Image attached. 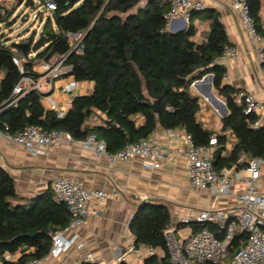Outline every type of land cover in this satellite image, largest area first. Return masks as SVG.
<instances>
[{"label": "trees", "instance_id": "trees-1", "mask_svg": "<svg viewBox=\"0 0 264 264\" xmlns=\"http://www.w3.org/2000/svg\"><path fill=\"white\" fill-rule=\"evenodd\" d=\"M53 1L55 9L46 14L39 34L19 40L2 32L3 28L10 30L14 9L0 4V131L14 134L27 126L44 131L61 129L74 140L94 133L113 153L128 142L149 137L158 124L167 130L182 129L195 145H206L214 136L213 166L217 171L240 170L248 159L264 158V123L253 126L258 116L244 113L236 99L239 90L224 83L225 69L216 62L223 47L231 45L216 13L204 9L190 13V18L197 13L209 24L204 38L195 41L190 23L176 32L167 30L169 6L164 0ZM245 1L256 32L264 38L260 0ZM25 4L33 6L32 0ZM69 34H80L77 47L81 53L71 51ZM13 57L22 60L23 75L35 79L39 74L33 71V63L57 58L68 68L66 75L76 82H91L92 89L86 95L74 96L61 118L43 108L37 90H27L11 103L13 88L22 76ZM206 74L212 75L214 92L227 110L219 132L204 128L197 120L201 101L190 85ZM155 101L156 113L152 107ZM94 110L104 119L101 124L86 126ZM136 116L143 118L141 124H136ZM226 131L235 138L229 150ZM68 220L65 204L55 200L51 191L31 199L18 197L12 177L0 166V264L42 258L51 246V235ZM172 224L166 205L142 202L137 206L129 223L132 245L156 250L144 264H174L163 235ZM213 226L189 225L193 232L213 230ZM241 239L245 236L236 240L235 247ZM5 253H18V257L5 260Z\"/></svg>", "mask_w": 264, "mask_h": 264}, {"label": "built area", "instance_id": "built-area-1", "mask_svg": "<svg viewBox=\"0 0 264 264\" xmlns=\"http://www.w3.org/2000/svg\"><path fill=\"white\" fill-rule=\"evenodd\" d=\"M169 9L165 14L166 25L174 20L181 19L188 22L192 11H201L205 8L200 0H164ZM233 14L247 33L249 45L255 53L256 60L261 63L263 59L264 38L259 35L254 27L245 0H225ZM43 10L47 14L55 9L53 0H43ZM80 34H69L68 41L71 51L81 53L77 47ZM237 52L231 45H225L216 62L225 66L234 60ZM18 72L22 74L14 86L12 95L16 97L27 90L42 92L40 79L30 75H23L22 60L12 58ZM62 61L57 58L40 60L33 71L41 78L57 77L66 73ZM225 76V74H224ZM223 76V79H224ZM77 82L72 78L63 85L66 92L76 89ZM236 99L243 105L245 114H255L258 119L253 126L264 123L263 102L253 94L239 91ZM50 109L55 111L56 117L61 118L65 108H57L50 98ZM0 136L8 142L18 145L32 155L44 153L48 146L70 145L74 142L71 134L65 130H41L34 126H27L17 133L10 134L0 131ZM80 145L96 155L102 157L112 165L118 161L134 157H141V167L147 170L160 168L161 160L174 161L179 155L186 160V174L190 185L201 191H206L214 198L227 197L231 205L224 208L210 207L192 210L187 215L172 220L173 224L164 232V240L170 261L174 264H264V191L259 183L264 171V158L253 157L248 159L246 165L240 169L223 168L217 171L213 166L216 138L212 136L206 145H195L191 138L183 134L185 149L161 150L157 140L150 137L141 138L137 142H128L116 152H108L102 139L94 133L88 134L84 139L78 140ZM55 200L63 202L69 213L66 226L51 235V246L45 256L32 259L24 264H38L47 257H58L74 246L76 249L84 248L83 241H77L75 235L70 238L65 234L82 226L89 214H99L102 205L108 199V194L102 190H86L72 177H57L50 182L49 187ZM192 223L213 224V230L200 228L193 232L189 227ZM240 244L235 247L237 239ZM156 254V250L149 246L132 244L125 250L116 249L113 264H144L147 257ZM131 255L133 262H128ZM86 260L91 261L89 253ZM5 260H10L8 253L4 254Z\"/></svg>", "mask_w": 264, "mask_h": 264}, {"label": "crops", "instance_id": "crops-1", "mask_svg": "<svg viewBox=\"0 0 264 264\" xmlns=\"http://www.w3.org/2000/svg\"><path fill=\"white\" fill-rule=\"evenodd\" d=\"M200 1L205 6L204 10L217 14L228 41L237 52L236 58L224 66V83L236 90L253 94L263 102L264 113V66L257 62L247 33L225 0ZM11 2L12 0H0V4L6 7ZM259 21L264 30V0H260ZM188 23L195 30L193 39L201 41L209 24L197 13L192 14L187 23L181 19L174 20L167 25V30L176 32L184 29ZM38 62L33 63L32 69H36ZM37 79L43 81L40 102L44 109H50V98L58 109H67L74 96L86 95L92 89L91 82L83 81L77 82L76 89L72 92H66L63 85L72 79L66 73L46 79L39 75ZM190 88L201 101L197 120L204 128L219 132L222 116L227 112L216 97L220 102L222 99L214 96L216 94L212 87V77L204 75L199 81H193ZM218 105L223 108L222 114H217L218 109L215 107ZM103 119V114L94 110L85 125L101 124ZM135 119L136 124L143 122L140 116ZM183 134L182 129L167 130L157 124L149 137L157 140L163 151H184ZM225 135L226 148L229 150L234 145L235 138L229 131ZM142 161L141 157H134L110 165L102 157L82 147L78 140L70 145L48 146L44 153L32 155L0 136V166L12 177L18 197L31 199L40 196L50 191V182L54 178L66 176L75 179L86 190H102L109 196L99 214H89L82 226L65 234L67 238L75 235L77 241L84 242V248L76 249L72 246L58 257H47L38 264H113L116 249L125 250L133 243L129 223L142 202L166 205L172 220H177L192 210L231 205V200L227 197L214 198L206 191L193 188L186 174V160L181 155L172 162L161 160L160 168L156 170L142 168ZM86 253L91 254V261L86 260ZM9 255L10 260L18 257V253ZM133 260L129 255L127 261Z\"/></svg>", "mask_w": 264, "mask_h": 264}, {"label": "rangeland", "instance_id": "rangeland-1", "mask_svg": "<svg viewBox=\"0 0 264 264\" xmlns=\"http://www.w3.org/2000/svg\"><path fill=\"white\" fill-rule=\"evenodd\" d=\"M21 0H12L11 3H7V6L14 9L13 21L11 23L10 30L3 28L2 32L9 34L12 40H19L20 37H28L32 33H35L36 36L39 34L41 27L45 21L46 13L43 10V4L40 0H32L33 6H27ZM6 6V5H5ZM41 12L42 16L39 17ZM213 96V95H212ZM216 97V95H214ZM213 96V97H214ZM217 101L221 104L219 99L216 97ZM218 104V103H215ZM218 109L217 114H222L223 108L221 105L215 107ZM216 109V110H217ZM260 189L264 191V171L262 178L259 183Z\"/></svg>", "mask_w": 264, "mask_h": 264}, {"label": "water", "instance_id": "water-1", "mask_svg": "<svg viewBox=\"0 0 264 264\" xmlns=\"http://www.w3.org/2000/svg\"><path fill=\"white\" fill-rule=\"evenodd\" d=\"M179 30H180V29H178V30H176V31H179ZM174 32H175V31H174ZM206 76L209 77V78L212 77L211 74H206ZM199 80H200V79H196L195 81H199ZM221 104H222V106H223V108H224V111L227 112L226 107H225L223 101H221ZM152 107H153L154 112L156 113V112L158 111V107H157V102H156V101L153 103ZM224 116H225V114L222 116V118H223ZM132 217H133V216H132ZM132 217H131V219H132ZM130 221H131V220H130Z\"/></svg>", "mask_w": 264, "mask_h": 264}]
</instances>
